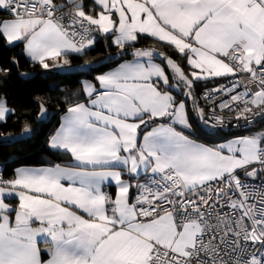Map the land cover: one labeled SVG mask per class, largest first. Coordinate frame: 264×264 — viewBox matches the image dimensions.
<instances>
[{
	"label": "snow or ice",
	"instance_id": "snow-or-ice-1",
	"mask_svg": "<svg viewBox=\"0 0 264 264\" xmlns=\"http://www.w3.org/2000/svg\"><path fill=\"white\" fill-rule=\"evenodd\" d=\"M98 36L122 62L73 67ZM20 45L44 73L90 79L48 141L68 162L0 175V264H264V128L250 127L264 120V0H0V48ZM19 66L0 63V80ZM227 77L206 112L194 87ZM186 101L204 129L223 130L227 111L249 134L200 142ZM12 113L0 98V123Z\"/></svg>",
	"mask_w": 264,
	"mask_h": 264
},
{
	"label": "trees",
	"instance_id": "trees-1",
	"mask_svg": "<svg viewBox=\"0 0 264 264\" xmlns=\"http://www.w3.org/2000/svg\"><path fill=\"white\" fill-rule=\"evenodd\" d=\"M62 2V0H61ZM88 6H91V0H85ZM110 41L104 36L97 37V43L93 50L89 51L84 57L71 56L72 65L75 67L88 60H100L109 53L113 54L114 62L108 67H115L117 63L122 62L121 58L116 55L115 46L108 47ZM140 48L155 47L159 51L167 52L175 59L182 68L187 72L188 69L184 61L171 49L164 48L154 44L151 38L141 39L137 45ZM129 55L125 59L132 58ZM11 57H17L20 61L19 70L13 69L12 75L6 80H0V98H6L8 106L14 109L6 123H0V132L19 133L25 124H29L33 129L32 134L26 138L14 139L10 143H0V167L6 178L13 176L14 170L18 166H37L48 165L51 163H66L70 157L63 153H58L48 147V140L59 126L63 109L66 107L64 103L70 94L73 101L80 99L84 101L86 97H80L78 94L81 90V82L84 79H90L78 74H58V70L51 73H44L42 69L27 59L22 51V46H17L11 50L0 48V63H8ZM157 62H161L159 59ZM107 70V69H105ZM167 74L171 75L169 70L165 68ZM20 72L31 74L30 78H23ZM219 79L213 82H198L193 89V95L203 89L212 88ZM178 99H184L179 93H174ZM37 100H43L46 104L48 116L42 120L37 116L39 105ZM190 122L194 129V138L207 145H212L219 140H226L228 135L214 139L213 135L221 133L202 130L196 119L195 113L192 111V102L186 101Z\"/></svg>",
	"mask_w": 264,
	"mask_h": 264
},
{
	"label": "built area",
	"instance_id": "built-area-1",
	"mask_svg": "<svg viewBox=\"0 0 264 264\" xmlns=\"http://www.w3.org/2000/svg\"><path fill=\"white\" fill-rule=\"evenodd\" d=\"M232 78L227 77V78H220L219 81L217 83L214 84V87H217L219 85H224V86H229L231 83ZM212 87V88H214ZM212 88H207V89H203L201 91H199L196 95L197 100L199 101V103L201 104V106L205 107V111L207 112L208 108H207V104L208 102L205 101L202 97H203V93L206 90H211ZM218 115H224L225 116V123H226V127L223 130H217L216 132L224 134V135H232V134H237V133H245L247 131H245V129L243 127H233V125L239 123L240 125L244 124V121H236L235 119H231L232 116H234V113H230L225 111L224 113H217ZM198 121V120H197ZM198 125L199 127L204 130V131H208L206 129H204V127L200 124V122L198 121ZM253 127L254 130H260L262 128H264V120H261L260 118H257L255 125L250 126ZM0 175L3 176L4 179H7L4 174H3V170L0 167ZM106 191L110 192L109 189H106Z\"/></svg>",
	"mask_w": 264,
	"mask_h": 264
},
{
	"label": "crops",
	"instance_id": "crops-1",
	"mask_svg": "<svg viewBox=\"0 0 264 264\" xmlns=\"http://www.w3.org/2000/svg\"><path fill=\"white\" fill-rule=\"evenodd\" d=\"M22 46V45H21ZM26 57V56H25ZM27 58V57H26ZM27 59H29V58H27ZM131 59V58H130ZM159 63V62H158ZM166 71V70H165ZM167 73V72H166ZM218 79H220V78H218ZM215 79H213V80H209V81H214ZM200 82H208V81H200ZM210 88V87H209ZM2 98V97H1ZM87 99V98H86ZM86 99L84 100V101H82V102H85L86 101ZM9 107V106H8ZM10 108V107H9ZM64 114V113H63ZM63 114L61 115V117L63 116ZM58 128V127H57ZM247 134H249L248 132H245V133H237V134H232V136H230L229 137V139L230 138H232V137H234V136H239V135H247ZM49 141V140H48ZM39 166H46V165H37V166H18V167H16L15 169H17V168H20V167H39ZM15 171V170H14ZM14 174V173H13ZM13 177V176H12ZM11 177V178H12ZM7 179H10V178H7ZM106 189H109V191L110 192H114V190H115V188H114V185H109L108 184V182H105V185H104V190L106 191ZM42 247H43V245H42Z\"/></svg>",
	"mask_w": 264,
	"mask_h": 264
},
{
	"label": "rangeland",
	"instance_id": "rangeland-1",
	"mask_svg": "<svg viewBox=\"0 0 264 264\" xmlns=\"http://www.w3.org/2000/svg\"><path fill=\"white\" fill-rule=\"evenodd\" d=\"M20 132H21V131H20ZM20 132H19V133H20ZM19 133L13 135V136H14V139L26 138V137L29 136V135H28V136H20ZM223 135H224V134H222V135H220V134H217V135H216V134H215V135H213V137H214V139H216V138H220V137H222ZM230 136H232V135H228V138H227V139H229ZM14 139H13V140H14ZM222 141H223V140H219V141H217V142H215V143H213V144H216V143H219V142H222Z\"/></svg>",
	"mask_w": 264,
	"mask_h": 264
}]
</instances>
